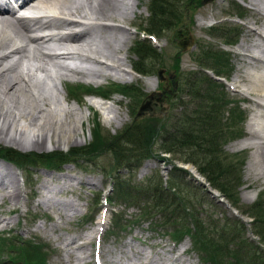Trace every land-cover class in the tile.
<instances>
[{"label":"rangeland","instance_id":"1","mask_svg":"<svg viewBox=\"0 0 264 264\" xmlns=\"http://www.w3.org/2000/svg\"><path fill=\"white\" fill-rule=\"evenodd\" d=\"M196 1L197 0H176L177 7H180L183 12V18L181 17L182 23L172 21V23H177V25L174 27L171 25L169 28L162 29L159 33H154V38H149L146 41L154 48L157 55L152 60L150 57H143L140 59V57L130 49L134 40L140 37L139 34H145V31H139L138 29L144 27L146 24V17L148 14L146 5L148 0H128L124 2L125 5L127 4L130 7L129 10L131 9V11H126V13L129 14L125 15V19L113 22L123 25L125 30L128 31L129 37L125 43H119V48L115 50L113 54H106L102 58L98 57L99 60L109 65H116L117 56L124 57L122 64H119V67L123 69L118 74L120 76L119 78L112 74L95 78L79 74L73 76L71 74H66L57 77L53 75L52 71L54 69L48 63L47 68H49L52 74L48 72L45 76L46 73L34 70L31 64L33 63L32 59L23 61L20 68L25 70L21 72L30 71L31 77L32 75L34 76L31 82L32 86L37 83V85L33 86L36 88H34L35 91L39 95H45V93H47L48 95H46L48 98L50 96L53 98L52 100L50 97L49 100L51 99V108L55 112L57 110L59 112L55 113L57 123L54 131L51 130L48 132V139L46 138L44 140L41 138L39 139V143H31V140L36 138V126H32L31 129V126L26 123L25 119H22L18 115H13V112H17L18 109L27 110L29 108L31 110L33 109L36 113L39 108L35 106L32 107L30 102L31 99H27L26 96H22L20 99H12V97H3L2 92H0V109L6 112L5 114L7 115H5V118L8 119L10 116L13 118L14 116L13 119L15 121L11 130L15 127L26 128L25 125L28 126L24 133L25 135H22L25 140H17L16 138L20 136V133L17 132L14 138L8 141V136H10L11 133L10 130H8V132L5 131V133H3L5 137L0 136V147H5V149L19 153L28 151L41 153L53 150L65 151L70 147L83 146L91 140L93 119H96L99 123L100 134H107L109 136L116 135V132L122 130L126 124H130L138 119L143 121L144 115L154 117L153 119L156 125L158 121L166 115L176 114V112L180 110V108L177 107L179 100H182L188 107L193 105L195 102L194 98H190L191 100H189L187 97L188 95L185 93L187 85L184 83V79L186 77L191 79L193 77L192 75L196 73L197 78H199L198 82L200 88L204 87L201 83H207L214 92H217L218 95L225 96V98L230 101H235L245 112V118L241 121L240 125L241 134L236 137H228L229 139L221 143L220 148L221 152L226 154V157L229 156L228 154L236 155L231 156L228 161H231L233 164L237 163L242 182L237 192V207L234 208L229 202L226 206L224 203L217 201V198H221V196L215 189L207 184L195 166L191 163L175 161V165L180 166L185 172L174 173V178L182 183L183 180H185V182L195 183L202 188L205 194L204 197L209 201L207 205L210 204L209 207L204 204L203 208L206 209L208 213H211L212 217H219L224 214L226 217L240 218L245 223V235L247 239L252 240L255 244H258L261 249L262 247L264 249V246L258 243V236L253 235L254 228L248 223L251 221V218L238 212H242L246 206H252L255 211L256 209H260L261 213L259 212V214L264 217V177L255 175L252 168L255 166L260 170L261 166H263L264 157H262V154L264 152L260 146V139L256 138V141L255 138L250 139L249 136H251L250 133L252 131L248 126L252 113H258V107L254 105L252 102L253 97L250 95H255V93L247 89L245 83L241 80L242 70L248 69V64L251 60L245 57L242 61L238 57V52H242L246 55L255 54L256 47H251L248 43H245L244 38L246 37L245 40H248V38L253 39L254 36L247 35V28L250 26L251 28L261 29V24L264 19H261L258 15L259 13L255 10L251 0H207L205 3H201L200 0L198 4ZM232 1L238 4L236 5L239 7L238 10L234 9ZM82 10L89 11L86 6L82 7ZM213 12L215 14H213ZM33 15L34 13H31V16ZM67 19L76 20L82 19V17L68 15ZM211 23L215 24H212L214 28L223 26L233 28V43L229 44L224 42V38L219 35L220 33L218 32L217 34L213 32L211 26L209 27ZM72 28L77 29L79 27ZM135 29L138 33H136ZM48 30L49 31L40 30L37 32H30L29 34L36 35L50 31L56 34L59 31V29L56 28H49ZM178 31L180 32L178 36L179 41L180 37L184 40L183 45L179 44L178 39L175 38V33L178 35ZM108 34L111 33L105 32V35ZM101 39L112 40L116 43L114 39L108 36ZM101 44L104 43L97 40V45ZM208 48L226 53L227 58L225 59L227 60L228 67L225 73L223 72L216 75L213 70L203 69L198 66L196 55L198 52L207 50ZM43 50L45 52L50 51L47 48ZM28 56H30V54ZM174 57H176V59H174ZM137 59L141 60L145 66L148 65L150 67L152 72H149V75L138 76L132 71V62L134 61L136 63ZM173 60L175 62L174 67L172 66ZM83 61H87V63H85L86 66H89L88 64L91 63V59H83ZM95 65L94 68L104 69V71L109 73H113L114 71L113 68H106V66L103 67V65L99 64ZM28 67H30L29 70L27 69ZM158 69H162L160 74L161 79H159L156 74ZM202 75L209 79L210 82L206 80V78L204 79ZM218 75H223L224 78H220ZM215 77H218L219 80L215 79ZM35 80H37V82ZM109 82H118L117 84L132 83L134 89L133 91H112L105 99L98 97L99 100L97 103L100 102L102 106L93 105V103L95 104V99L90 95H83L84 91H82V88L77 87L78 92L76 96L68 92L69 87H74L76 84L96 88L93 85L101 84L105 86ZM43 86L45 89H43ZM54 91L55 94H53ZM151 93L152 96L149 97V110L144 111L142 114H137L140 104L144 99H148L147 96ZM20 100H22V102ZM52 101L54 102L52 103ZM56 102L60 104H54ZM14 105L17 106L15 107ZM181 106L182 108L184 107L183 105ZM55 108L58 109L56 110ZM67 109H72L71 113L73 112V115L71 116L75 118L78 116L80 121L77 124L76 131L71 133L70 137L64 135V133L60 131H63L64 126L65 128H67L66 126L68 125L72 127L74 123L71 124L70 121L67 120ZM131 112L135 114L132 122ZM65 121L66 124H63ZM34 122L39 123L40 120H34ZM3 126L5 130L8 123L5 122ZM57 132L63 134V136L61 135V139L57 136ZM257 132L259 135L264 133L261 129ZM52 137L58 140H54V138L52 140ZM244 138L251 143V146H246L244 143L240 142V140ZM159 155L167 156L168 154L159 153ZM82 159L83 160H79L77 164L68 162L63 163L57 170H54V168H38L32 166L27 168V170H20L12 162L6 160L4 156L0 158V167L3 164L9 166L13 178L15 182L17 181L19 186L18 193H16L9 188L5 190L0 185V202L2 203L0 204L2 208L0 211L3 213V215H0V220H2L0 223V236L13 237L23 242L32 240L36 243H40L45 252V264H94L93 255L95 256V254H98L97 259L99 260V264H122V254L127 253V245H129V248H144L145 251H148V254H160L161 251L164 250L163 253L166 255L179 256L178 262H174V264H201L199 254L193 249L189 237L185 236L177 241V243H174L166 235L165 229L157 226L159 222H161L159 219L160 215L155 214L154 217L156 222L152 221V224L142 222L133 225L129 230L119 231L112 226V218H119L120 220L121 218L126 219V217L131 219L133 217H138L139 208L131 202L119 203L114 201L109 202V206L102 203V196L110 194L112 179L117 175L120 178H130L134 183H141L144 182L145 179L152 177H154L152 180H155L160 176L164 183L166 178H168V170L171 164H168V162H159V159L149 157L142 162V165L140 164V166L138 165L132 170L127 169L128 167L123 163L122 165H117V168H115V164L114 169L110 171L109 165L114 161L104 152L100 153L98 156H93L91 158L87 156ZM143 164H146L145 168ZM27 171H29V173ZM44 180L48 182L45 183ZM62 181H67L69 187L68 189H63L60 193H56L55 199L69 206L70 211H67L68 215H65L61 211L62 208L58 209L59 207L56 204L48 206L45 203L39 204V195L36 194L40 183H42V191H47L48 186L54 187L55 189L61 188L62 186L60 184ZM191 183H189V185ZM209 190L215 191L218 195L213 196ZM7 197L9 201L5 199ZM11 200L14 201L13 205L17 206L16 210H12L13 206L10 205ZM100 211H102L103 214L99 213ZM256 213L258 214V212ZM101 214L104 216V220L102 219L103 221L100 222V224H96L97 221L101 220ZM146 221L149 222L148 219ZM95 228L96 231L94 234L92 231L95 230ZM69 238L75 239V243L71 245L72 247H74L75 244H83L81 247L82 249L71 248L73 251L66 253L67 247H63V241ZM182 252L184 254L180 256L179 254Z\"/></svg>","mask_w":264,"mask_h":264},{"label":"trees","instance_id":"2","mask_svg":"<svg viewBox=\"0 0 264 264\" xmlns=\"http://www.w3.org/2000/svg\"><path fill=\"white\" fill-rule=\"evenodd\" d=\"M199 1L197 0L196 3L198 4ZM232 3L234 9L238 10L239 7L236 6L238 4L234 1ZM146 6L148 13L146 24L138 29L145 31L146 35L154 36V33H159L164 28L177 25L172 21L182 23L183 12L177 7L176 0H148ZM211 28L213 32L220 33L224 42L233 43V28L228 26L216 28L211 26ZM179 34V31L178 35L175 33V38L183 45L184 40L180 37L179 41ZM147 40L146 37H137L130 49L140 59L150 57L152 60L157 55L154 48L146 42ZM225 58H227L225 52L211 48L196 55L198 66L211 69L216 75L226 72L228 63ZM174 63L173 60V67ZM131 69L141 76L152 72L150 67L145 66L139 59L136 63L132 62ZM192 76L191 79L186 77L184 83L187 85L185 93L188 99L194 98L193 105L188 107L179 100L177 107L180 110L176 114L166 115L156 125L154 117L148 115H144L143 121L138 119L132 122L135 114L131 112L132 123L126 124L122 130L116 132V135L109 136L100 134L99 123L93 119L91 140L86 145L70 147L65 151L53 150L41 153L31 151L19 153L0 147V155H2L0 158L4 156L20 170H27L31 166L56 169L63 163L77 164L79 160H83V157L91 158L102 152L108 154L114 161L109 165L110 171L114 169L115 164L117 168V165L123 163L128 167L127 169L132 170L147 157L164 160L171 164L168 178L164 183L160 176L155 180H152L154 177L147 178L141 183H134L130 178H120L118 175L112 179L110 194L105 195L104 200L108 203L131 202L139 208L138 217L132 219L126 217L120 220L112 218V226L119 231H126L138 223L152 224V221L156 222L154 217L156 214L160 215L161 221L157 226L165 229L170 239L177 242L185 236L189 237L193 249L199 254L201 264H264L263 247L261 249L258 244L247 239L246 226L240 218H230L224 214L212 217V214L203 208L204 204L209 203L204 197V190L195 183L185 180L182 183L174 178V173L185 172L180 166L175 165V161L191 163L211 188L222 195L231 206L237 207V192L242 182L237 163L228 161L231 156L236 155L228 154L227 158L220 148L221 143L229 139L228 137L241 134L240 125L245 118V112L235 101H230L214 92L207 83H201L204 87L200 88L197 74L194 73ZM218 76L223 77V75ZM202 77L206 78L203 75ZM201 80L203 81L202 78ZM206 80L209 81L207 78ZM79 85L69 87L68 92L76 96L79 87L84 91L83 95L92 92L106 98L112 91L134 89L132 83L109 82L105 86L96 88ZM181 105L184 107L182 108ZM158 152L168 155L160 156ZM209 206L210 204L207 205ZM254 211L252 206H246L242 212H238L251 218L248 223L254 228L253 235L258 236V243L264 246V217L259 214L260 209ZM147 219L149 222L146 221ZM44 253L40 243L32 240L23 242L13 237L0 236V264H45Z\"/></svg>","mask_w":264,"mask_h":264},{"label":"bare ground","instance_id":"3","mask_svg":"<svg viewBox=\"0 0 264 264\" xmlns=\"http://www.w3.org/2000/svg\"><path fill=\"white\" fill-rule=\"evenodd\" d=\"M126 1L21 0L17 9L8 6L0 8V92H2L3 97H12V99H20V97L26 96L27 99H31L30 102L32 104V107L35 106L36 108H39L36 113L33 111V109L31 110L29 108L27 110L18 109L17 112L12 111L14 113L13 115H18L22 119H25L26 123L31 126V129L32 126H36V138L32 139L31 143H39V139L41 138H43L44 140L46 138L48 139V132L51 130L54 131L57 123L55 113L58 112V108H55L57 110L56 112L51 108V99L49 100L51 96L48 98L47 93H45V95H39L35 91L36 88L33 86L37 85V83L32 86L31 82L33 79L32 77L34 76L32 75L31 77L30 71V73L21 72L25 70L20 68L22 62L27 61L28 59H32L33 63L31 64L34 70L46 73L45 76L48 74V72L51 73L49 71V68H47L48 63L54 69L52 71L53 75L57 77H61L66 74H71L72 76L79 74L91 78L102 77L105 75L112 74L115 77H119L118 74L121 70H123L121 69V67H119V64H122V60H124V57H118L116 55V65H109L108 63L99 60L98 57L102 58L106 54H113V52H115V50L119 48V43H125L127 41L129 37L128 31L125 30V27L123 25L115 23L116 20L125 19V15L129 14L126 13L127 10L131 11V9L129 10L130 7L127 4L125 5L124 3ZM251 2L254 4L255 10L258 11V15L261 17V19H264V12H262L264 11V0H251ZM85 6L89 9V11L82 10V7ZM22 11L34 13L35 15L31 17H26L22 14ZM213 14L215 13L213 12ZM68 15L85 18L84 21L78 25H82L84 22L88 21L87 19L91 20L92 22L88 27L83 28L79 32L68 34L66 33L65 28L73 27L77 24L75 20H68ZM81 27L82 26H80V28ZM49 28L59 29V34H55L50 31L42 34H36L35 36L28 35L30 32H37L40 30L47 31ZM105 32L111 34L105 35ZM247 35L254 36L253 39H249L247 37L248 40H245V37L244 41L245 43H248L251 47H256L255 54L246 55L242 52H237L240 60L243 61L245 57H248L251 60L248 64V69L242 70L243 73L241 72V80L245 83V87L247 89L255 93V95H250L253 97L252 102L256 107H258V113L253 112L250 117V121L248 122V126L251 128L252 131L250 133L252 137H249L250 139L255 138V141L256 138L260 139V146L262 147L264 152V133L259 135L257 132L259 129L263 130L264 132V21L261 24V29L251 28L249 26L247 28ZM107 36L114 39L116 43L112 40L101 39L106 38ZM97 40L102 41L104 44L97 45ZM44 48H47L48 50L53 52H45L43 50ZM29 54L31 57L28 56ZM83 59H91V63L88 64L89 66L85 65L87 61H83ZM95 64L103 65V67L106 66V68H113L114 71L113 73H109L107 71H104V69L94 68L96 66ZM27 69L29 70L30 67H28ZM37 80L35 81L37 82ZM44 86L43 89H45ZM53 94H55V91ZM93 98L95 99V104L93 103V105L102 106L100 102L97 103L99 98ZM20 101L22 102V100ZM53 102L54 101H52V103ZM54 104L59 105L60 103L58 104V102H56ZM61 110L60 112L62 113ZM71 110L72 109H67L66 114L68 116L67 120L70 121L71 124L74 122L73 126L70 127L68 125L66 126L67 128H65L64 126L65 129L62 127L63 131L60 130L61 133L63 132L64 135H68L69 137L71 133H74L76 131L77 124L80 122L79 117L77 115L76 118L71 116L73 115V112L71 113ZM5 113V111L0 109V136L5 137L3 133H5V131L8 132V130H10L11 134L10 136H8V141L14 138V135L17 132L20 133V136L16 139L23 140L24 138L22 137V135H25L24 133L27 130L26 128L28 126L25 125L26 128L20 127L21 129L15 127L13 130H11L15 121L13 119L14 116L13 118L10 116L8 119H6L5 115L7 114ZM34 120H40V122L37 123L34 122ZM5 122L8 123V126L4 130L3 125ZM63 124H66V121ZM57 133V136L59 137V139H61V135L63 136V134H59V132ZM55 137H52L51 139L53 140L54 138V140H58ZM240 142L244 143L246 146H251V143L248 140H245V138L241 139ZM262 157H264V153L262 154ZM143 167L145 168L146 164H143ZM252 168L255 175L264 177V158L263 166H261L260 170H258L255 166H253ZM44 182L47 183L48 181L44 180ZM0 185L5 190L9 188L12 191L18 193L19 186L17 181L15 182V179L13 178L11 168L4 164L0 167ZM60 185L62 187L59 189H55L54 187L48 186L47 191H42V183H40L38 186V190L36 191V194L39 195L38 203H45L47 206L56 204L59 207L58 209L62 208L61 211L65 215H68L67 211H70L69 206L67 204H64L60 200H56L55 194L62 192L63 189H68L69 183L67 181H62ZM217 195L218 194H216V196ZM5 199L9 201L8 197ZM220 199H222V197ZM10 203V205L13 206L12 210H16L17 206L13 205L14 201L11 200ZM0 204L2 203L0 202ZM1 209L2 208L0 207V210ZM0 215H3L1 211ZM1 221L2 220H0V223ZM96 223H98V221ZM95 231L96 228L92 232H94L95 234ZM73 243H75L74 238L65 239L63 241V247H67L66 253L72 252L73 250L71 248L79 249L83 246V244H75V246L72 247L71 245H73ZM183 254L184 253L182 252L179 255L181 256ZM122 256V264H174V262H178L179 260V256L166 254L158 255V257L156 258L153 255H149L148 251H145V249L141 247L139 249L136 248V254L130 255L127 253H123Z\"/></svg>","mask_w":264,"mask_h":264},{"label":"water","instance_id":"4","mask_svg":"<svg viewBox=\"0 0 264 264\" xmlns=\"http://www.w3.org/2000/svg\"><path fill=\"white\" fill-rule=\"evenodd\" d=\"M206 1H207V0H201V3H205ZM161 71H162V69H158V70H157V73H156L159 79H161V75H160V74H161ZM151 96H152V93H151L150 95L147 96L148 99L144 100V101L140 104V106H139V108H138V112H137V114H142L144 111L149 110V97H151ZM209 191H210V190H209ZM210 192H211V194H212L213 196H215V194H214L212 191H210ZM217 201L224 203L223 199H220V198H218Z\"/></svg>","mask_w":264,"mask_h":264}]
</instances>
